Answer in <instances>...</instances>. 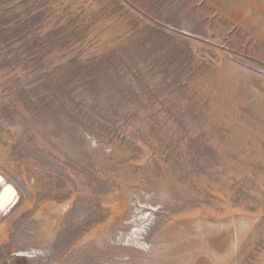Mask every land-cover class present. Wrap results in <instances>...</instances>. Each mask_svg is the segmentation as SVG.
Masks as SVG:
<instances>
[{"label":"rangeland","instance_id":"374dc122","mask_svg":"<svg viewBox=\"0 0 264 264\" xmlns=\"http://www.w3.org/2000/svg\"><path fill=\"white\" fill-rule=\"evenodd\" d=\"M0 173V264H264V0H0Z\"/></svg>","mask_w":264,"mask_h":264},{"label":"bare ground","instance_id":"6f19581e","mask_svg":"<svg viewBox=\"0 0 264 264\" xmlns=\"http://www.w3.org/2000/svg\"><path fill=\"white\" fill-rule=\"evenodd\" d=\"M17 195H18V189H16L14 184L8 182L5 176L0 173V211L8 210L13 205V202L15 201ZM155 207L157 206H153L152 207L153 209L150 212H148V209L143 210L141 216L135 215L136 219L134 221L132 220L133 230L131 231L130 234H128L127 241L130 244H136L137 246H139L138 250L141 248L146 250V247L149 244L147 239L145 238V234L149 233L147 228L150 225L151 220L153 221L155 218L156 215L154 213V211L156 210ZM137 210H139V207H137ZM22 252L25 253H22L19 256L21 257L29 256V254H27V251L23 250Z\"/></svg>","mask_w":264,"mask_h":264}]
</instances>
